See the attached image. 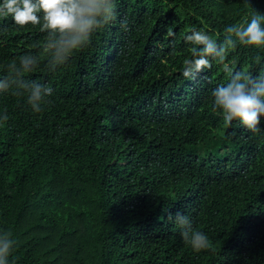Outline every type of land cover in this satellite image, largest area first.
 <instances>
[{
	"label": "trees",
	"instance_id": "16d2710c",
	"mask_svg": "<svg viewBox=\"0 0 264 264\" xmlns=\"http://www.w3.org/2000/svg\"><path fill=\"white\" fill-rule=\"evenodd\" d=\"M116 4L117 19L55 71L46 33L0 19V77L31 53L40 62L24 79L53 88L40 113L0 92V231L17 241L15 264H264V132L213 109L228 82L216 60L182 74L193 29L222 43L264 0ZM226 62L259 75L264 49L238 44ZM177 212L214 250L183 241Z\"/></svg>",
	"mask_w": 264,
	"mask_h": 264
},
{
	"label": "clouds",
	"instance_id": "9594fccd",
	"mask_svg": "<svg viewBox=\"0 0 264 264\" xmlns=\"http://www.w3.org/2000/svg\"><path fill=\"white\" fill-rule=\"evenodd\" d=\"M9 17L21 28L31 25L47 34L41 52L48 57L49 69L55 71L58 66L67 64L74 54L86 49L97 32L117 19V4L116 0H2L0 19ZM120 27L127 31V21L121 20ZM185 40L191 45L192 58L184 61L183 76L195 79L198 73L211 69L212 60H216L223 66L228 82L212 89L213 109L220 110L229 125L238 120L254 135L264 132L261 128L264 72L254 76L226 62L228 51L238 44L264 49V14L256 12L250 20L227 26L222 43L203 30L195 29ZM260 60L259 55L255 57L256 63ZM39 62V55H22L18 63L15 60L9 63L7 74L0 77V92L11 91L17 96L27 94V103L35 113L44 111L45 106L51 104L48 98L53 95L52 87L24 79L25 74L34 71ZM7 119L6 113L0 117L2 121ZM168 218L174 219L181 230V238L194 251L214 250L209 237L194 228L189 216L177 212L174 218L171 213ZM16 245L10 231H0V264H10L9 258L13 257ZM12 264H15L14 257Z\"/></svg>",
	"mask_w": 264,
	"mask_h": 264
}]
</instances>
